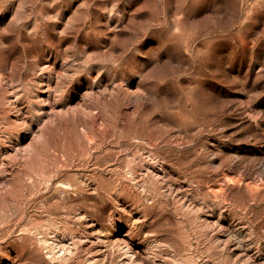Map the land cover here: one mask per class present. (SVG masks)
<instances>
[{"label":"rangeland","instance_id":"obj_1","mask_svg":"<svg viewBox=\"0 0 264 264\" xmlns=\"http://www.w3.org/2000/svg\"><path fill=\"white\" fill-rule=\"evenodd\" d=\"M0 264H264V0H0Z\"/></svg>","mask_w":264,"mask_h":264}]
</instances>
